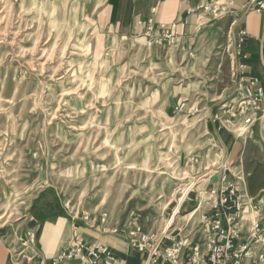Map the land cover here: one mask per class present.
<instances>
[{
  "label": "rangeland",
  "instance_id": "obj_1",
  "mask_svg": "<svg viewBox=\"0 0 264 264\" xmlns=\"http://www.w3.org/2000/svg\"><path fill=\"white\" fill-rule=\"evenodd\" d=\"M103 2L0 0V229L17 261L34 252L20 225L38 197L95 225L133 214L174 234L201 232L210 206L204 179L222 151L209 104L224 66L193 78L157 50L160 33L100 26Z\"/></svg>",
  "mask_w": 264,
  "mask_h": 264
},
{
  "label": "crops",
  "instance_id": "obj_2",
  "mask_svg": "<svg viewBox=\"0 0 264 264\" xmlns=\"http://www.w3.org/2000/svg\"><path fill=\"white\" fill-rule=\"evenodd\" d=\"M206 1L210 0H104L97 17L100 26L115 33L141 35L151 31L156 34L172 31L178 34L180 38L172 44L157 42V50L161 55L171 57L170 61L175 59L193 78L214 73L213 67L219 69V63L224 66L225 77L222 78H226V83L222 97L209 104L208 121L219 142L222 161L215 171L219 174L205 178L203 187L209 194L211 186L226 171L230 181L238 182L242 194L264 200V129L259 124L246 126L242 116L226 112V107L232 108L233 112L236 110L242 94L236 95L230 75L231 60L223 54L234 50L235 42L229 34L233 32V38L236 35L238 28L233 21L238 19L250 35L242 47L247 70L250 75L260 78L264 85V13L246 8L249 0H232L234 17L225 15L215 20L211 13L197 10ZM202 22H205L203 27ZM170 45L175 46L174 55H170ZM209 201L211 205L213 197L210 195ZM138 218L130 214L109 228L88 222L52 196L41 200L38 197L20 225L36 233L33 251L38 256L30 261L13 259L9 249L11 234L0 229V264H37L41 259L52 261L75 231L85 242L108 245L126 264H143L144 255L130 246L126 234L131 228L151 230L147 218L141 222Z\"/></svg>",
  "mask_w": 264,
  "mask_h": 264
},
{
  "label": "built area",
  "instance_id": "obj_3",
  "mask_svg": "<svg viewBox=\"0 0 264 264\" xmlns=\"http://www.w3.org/2000/svg\"><path fill=\"white\" fill-rule=\"evenodd\" d=\"M246 8L264 13V0H249ZM197 10L211 13L215 20L235 15L232 0L202 2ZM204 24L202 22L201 27ZM233 25L238 30L234 38L233 32L229 34L235 42L231 75L236 95L241 93L242 97L234 112L230 107L225 110L228 114L242 116L246 126L259 124L264 129V85L260 78L249 74L244 60L246 55L242 52L250 35L238 19ZM152 36L155 41L172 43L180 38L172 31ZM185 107L186 103L181 102L180 109ZM209 195L213 202L200 217L201 232L182 234L180 229L174 234L176 228L169 230L168 225L155 231L127 229L130 246L144 255L143 264H264V200L242 194L238 182L230 181L226 171L211 186ZM26 235L21 239L22 245L36 248L35 232L28 231ZM19 253L24 254L27 261L38 256L34 252L20 250ZM73 261L75 264H126L108 245L85 242L78 231L54 260L41 259L37 264H72Z\"/></svg>",
  "mask_w": 264,
  "mask_h": 264
},
{
  "label": "bare ground",
  "instance_id": "obj_4",
  "mask_svg": "<svg viewBox=\"0 0 264 264\" xmlns=\"http://www.w3.org/2000/svg\"><path fill=\"white\" fill-rule=\"evenodd\" d=\"M216 168H217V169H219V168H220V166H217ZM186 216H187V215H186Z\"/></svg>",
  "mask_w": 264,
  "mask_h": 264
}]
</instances>
